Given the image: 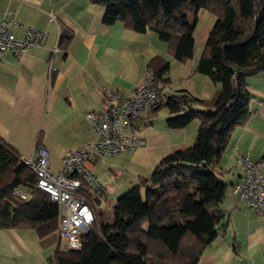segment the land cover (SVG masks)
<instances>
[{
	"label": "crops",
	"instance_id": "crops-1",
	"mask_svg": "<svg viewBox=\"0 0 264 264\" xmlns=\"http://www.w3.org/2000/svg\"><path fill=\"white\" fill-rule=\"evenodd\" d=\"M8 10L17 11L18 24L12 26V31L18 38L25 36L27 26L47 33L40 45L22 55L6 51L0 57V139L21 156H33L35 149L43 146L49 150L50 158H60V168L67 150L98 139L86 115L107 109L104 90L129 93L144 80L148 70L159 69L166 62L169 81L164 94L170 92L167 99L186 93L211 100L219 90L211 77L195 70L203 49L198 56L180 61L155 32L139 33L122 21L105 24L106 8L102 4L91 0H0V19ZM198 17L197 27L204 22L209 34L216 17L204 8ZM65 30L71 38L63 48L60 39ZM194 33L196 37V30ZM175 70L179 72L177 81L172 76ZM246 82L252 96L251 114L233 130L215 162L216 172L228 187L221 203L225 216L218 236L206 246L199 264H264V219L231 192L232 185L241 179L239 154L249 152L252 160L261 164L264 175V71L248 75ZM191 107L205 108L196 102ZM163 108L164 105L141 122L152 126L155 135L147 140L140 132L146 145L128 150L134 152L135 163L145 171L136 179L149 175L170 152L196 140L198 118L186 127L172 129L167 121L163 124L153 120L158 113L166 112L167 118L175 115L168 107L162 112ZM184 112L185 109L176 114ZM44 237L33 229H0V264H48L43 254ZM60 242L62 245L58 234L52 254Z\"/></svg>",
	"mask_w": 264,
	"mask_h": 264
},
{
	"label": "trees",
	"instance_id": "trees-1",
	"mask_svg": "<svg viewBox=\"0 0 264 264\" xmlns=\"http://www.w3.org/2000/svg\"><path fill=\"white\" fill-rule=\"evenodd\" d=\"M91 1L105 6V24L122 21L139 33L155 32L180 61L194 57L198 15L206 9L216 20L195 70L211 77L219 90L211 100L186 93L164 97L163 105L175 114L167 118L170 128L198 118L195 142L164 156L149 175L138 176L117 200L111 222L102 219L97 206L106 187L94 199L84 188L96 219L81 234L80 249H66L60 242L48 264H199L225 216L221 203L228 187L215 162L233 130L251 114L246 77L264 71V0ZM70 38L65 30L60 47ZM151 71L161 84L169 81V63ZM195 102L205 108L192 109ZM145 118L132 120L138 133ZM36 181L18 150L0 139V229H33L41 237L57 229L59 204ZM17 186L30 196L15 195Z\"/></svg>",
	"mask_w": 264,
	"mask_h": 264
},
{
	"label": "built area",
	"instance_id": "built-area-1",
	"mask_svg": "<svg viewBox=\"0 0 264 264\" xmlns=\"http://www.w3.org/2000/svg\"><path fill=\"white\" fill-rule=\"evenodd\" d=\"M15 24H18L17 11H6L0 19V57L6 51L20 56L33 46L40 45L47 36L45 31L27 26L25 36L18 38L12 31ZM164 90L151 70L129 93L105 89L107 109L91 111L86 115L98 139L87 146L67 150L59 170L55 172L50 166V152L43 146L37 147L33 156H21V160L35 172L36 186L47 191L51 199L59 204L58 234L65 243L64 248L80 249L81 234L96 219V210L84 191L87 188L94 199L104 188L94 172L96 163L101 156H114L146 145L132 120L160 108L164 103ZM237 165L241 170V179L232 185V195L246 203L260 219H264V175L261 164L252 160L249 152H245L238 155ZM13 193L21 198L30 196V192L21 186L15 187Z\"/></svg>",
	"mask_w": 264,
	"mask_h": 264
},
{
	"label": "rangeland",
	"instance_id": "rangeland-1",
	"mask_svg": "<svg viewBox=\"0 0 264 264\" xmlns=\"http://www.w3.org/2000/svg\"><path fill=\"white\" fill-rule=\"evenodd\" d=\"M210 19V18H209ZM208 19V20H209ZM209 22V21H208ZM209 24V23H208ZM208 26V25H207ZM211 26V25H210ZM209 28L204 27V22H200L196 29V38L197 45L195 48V55L198 56L203 47L205 46V41L208 35ZM176 72V73H175ZM172 74L173 80L177 81L178 71L175 70ZM164 89L165 85L162 84ZM170 92L165 93V101L167 100L166 96H169ZM166 110L165 108L161 109L162 112ZM164 113H158L157 117L153 120L155 122L165 124L167 121V116ZM159 125V124H158ZM139 135L140 132L143 133L145 138L149 140L150 137L155 135V130L152 126L145 124H140ZM134 152H122L120 154L114 156L104 155L99 159L97 166L95 168V172L99 177V181L105 186L109 187L110 192H106V194L100 197V202L97 204L100 211H102V219L105 222H111L114 214V207L116 205L117 200L124 195L132 186H134L138 181L136 179L139 173L145 172L135 163L133 158ZM50 165L55 172L60 165V158L52 157L50 158ZM32 233V232H31ZM44 256L45 261H47V257L50 256L58 243V231L55 230L51 232L49 235L44 237ZM62 245L65 246V243L62 241ZM46 263V262H45Z\"/></svg>",
	"mask_w": 264,
	"mask_h": 264
}]
</instances>
